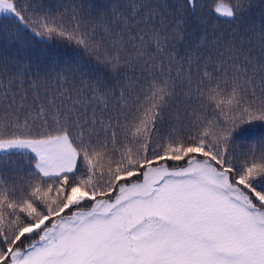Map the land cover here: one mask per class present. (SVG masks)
Listing matches in <instances>:
<instances>
[{
	"label": "snow or ice",
	"instance_id": "6c2138e0",
	"mask_svg": "<svg viewBox=\"0 0 264 264\" xmlns=\"http://www.w3.org/2000/svg\"><path fill=\"white\" fill-rule=\"evenodd\" d=\"M221 7L0 0V264H264V10Z\"/></svg>",
	"mask_w": 264,
	"mask_h": 264
},
{
	"label": "trees",
	"instance_id": "16d2710c",
	"mask_svg": "<svg viewBox=\"0 0 264 264\" xmlns=\"http://www.w3.org/2000/svg\"><path fill=\"white\" fill-rule=\"evenodd\" d=\"M206 3L209 5V10L211 7H218L220 4H224L228 6L229 8L232 7L233 0H206ZM260 0H257V7L253 10V12L249 15V22H258L260 11L264 9H260L259 7ZM212 23L217 24L222 30L226 31L230 27L231 20L228 17H225L221 14H214L212 16ZM11 17H4L0 15V23H3L5 25L12 23ZM67 49L63 46H57L52 48V54L56 57L57 60L60 59L61 53L66 52ZM218 100H224L226 102L227 95L224 92H221L217 98ZM204 117L212 121L215 117V110L213 108V105L209 104L204 110ZM3 125L0 124V128H2ZM243 143L245 147L243 149L240 148V144ZM236 150L237 152L240 151H247V149L253 148L258 153L261 150H264V122L261 121H255L251 125L245 126L244 135L241 137L240 140L236 142ZM105 167H107V163H105Z\"/></svg>",
	"mask_w": 264,
	"mask_h": 264
},
{
	"label": "rangeland",
	"instance_id": "374dc122",
	"mask_svg": "<svg viewBox=\"0 0 264 264\" xmlns=\"http://www.w3.org/2000/svg\"><path fill=\"white\" fill-rule=\"evenodd\" d=\"M219 6H223V7H221V13L224 11L225 8H229L228 6H226V5H224V4H220ZM219 6H218V7H219Z\"/></svg>",
	"mask_w": 264,
	"mask_h": 264
}]
</instances>
